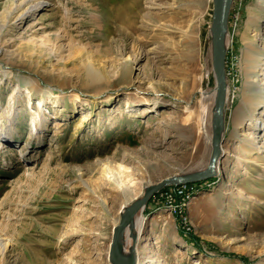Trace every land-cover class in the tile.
Segmentation results:
<instances>
[{
	"label": "rangeland",
	"instance_id": "rangeland-1",
	"mask_svg": "<svg viewBox=\"0 0 264 264\" xmlns=\"http://www.w3.org/2000/svg\"><path fill=\"white\" fill-rule=\"evenodd\" d=\"M62 1L75 18L63 51L47 48L65 28L49 6L0 34V117L10 113L13 126L0 151V233L12 242L0 264H111L123 209L149 183L205 169L212 154L214 0H175L174 9L165 8L174 0H158L164 7L151 21L137 0L133 22L115 16L113 5L123 0ZM9 8L10 0H0V23ZM263 19L264 0L232 1L226 164L194 182L181 213L165 206L161 189L148 199L135 244L140 264H264V150L248 146L255 129L239 124L251 110L246 97L254 90L246 82ZM82 48L97 55V87L84 86ZM126 55L128 64L121 62ZM79 90L92 95L71 104ZM33 115L41 127L30 135ZM106 162L131 170V196L103 176Z\"/></svg>",
	"mask_w": 264,
	"mask_h": 264
},
{
	"label": "bare ground",
	"instance_id": "bare-ground-1",
	"mask_svg": "<svg viewBox=\"0 0 264 264\" xmlns=\"http://www.w3.org/2000/svg\"><path fill=\"white\" fill-rule=\"evenodd\" d=\"M146 2V9L143 10V20L144 21H151L154 19V15L158 14L155 10L163 8V2H159L158 0H144ZM168 5L165 6L167 9H174L177 8L178 4L176 1H172L167 3ZM44 6H49L54 13L60 14L64 18V29L62 31H56L53 35V42L47 46L49 51H52L53 53H56L57 51H63V47L61 46L62 43L67 41H73L68 33V27L70 26V22L73 21V16L71 13V8L64 3L62 0H10V8L7 11V14L3 21L0 23V34H2L8 27H10L12 24H15L17 20L22 19L26 14H33L38 9L43 8ZM137 0H123L121 4L119 5H113V7L116 9V17H123L127 20H131V22L134 21L136 17L139 16L137 13ZM114 9V10H115ZM136 9V11L134 10ZM162 14V13H161ZM162 16V15H161ZM264 20V19H263ZM81 54H82V65L85 69L83 77H84V86L89 87L91 85L93 86H99L100 81L102 79V74L99 70V68L96 67L97 63V55L95 52H93L90 49L82 48ZM130 55H126L121 57V62L124 64H128V61L130 60ZM250 60H251V67H253V73L252 75L248 74V80H247V86H252L254 93L251 94V92H247V100L250 103L251 110L249 113L242 114V120L239 122V124L247 123L251 125L255 129V137L256 140L248 143L251 148L258 149V150H264V26L260 28L259 32L257 33V44L252 47L251 53H250ZM130 63V62H129ZM61 78L59 80V84L62 86H65V82L67 79V76L65 75V72L63 70H60ZM254 77L255 81H251L250 79ZM253 82V83H252ZM228 86V85H227ZM36 86H34L35 88ZM64 87L61 89V92H63ZM211 96L214 98L216 97V89L213 87V89L209 92ZM92 95L88 91L79 90L75 93H73L70 97V103L75 104L76 102H81L83 99L81 96H89ZM227 95V92H226ZM60 97L63 95L60 94ZM5 116L2 115L0 117V151L1 146L7 142L9 135H11L13 126L10 124L11 120V114ZM39 116L33 115V119L31 121V128H30V135L31 134H37L38 130L41 127V124H39ZM43 125V124H42ZM233 136H236V131L233 133ZM222 149V147H221ZM224 151V150H223ZM222 151V152H223ZM222 158V156H221ZM221 158L217 161L215 165V175L221 172V165H225L226 161H221ZM210 161V160H209ZM209 164V162H208ZM208 166V165H207ZM206 166V167H207ZM102 172L103 176L107 178L109 181L114 183V185L121 189V191L126 194V196H131V193L134 190V179L132 177L131 170L129 168L124 167L123 165H118V167H112L110 164L103 163L102 164ZM27 175L29 177H32L33 171L27 170ZM172 176H179V175H171ZM167 178V177H165ZM163 178V179H165ZM162 179V180H163ZM160 180V181H162ZM149 183L147 187L159 183ZM146 187V188H147ZM145 188V189H146ZM5 196H10V193L6 194ZM143 196V195H142ZM142 198V197H141ZM141 198H137L131 203L130 206L125 207L123 209V212L121 214L120 220L123 215H125L126 212H128L136 201L140 200ZM143 208H139L135 213L133 214V218L131 219V223L128 224L124 230L119 234L118 237V247L121 252V257L125 259V262L133 261L134 264H140V258L135 253V244L137 241H139L142 237V234L145 229V223L143 222V219L141 218V212ZM9 217V216H8ZM119 220V222H120ZM119 223L116 224V226ZM11 239L0 233V253L5 254L7 250H9V246L11 245ZM111 243V242H110ZM138 249L136 250V252Z\"/></svg>",
	"mask_w": 264,
	"mask_h": 264
},
{
	"label": "water",
	"instance_id": "water-1",
	"mask_svg": "<svg viewBox=\"0 0 264 264\" xmlns=\"http://www.w3.org/2000/svg\"><path fill=\"white\" fill-rule=\"evenodd\" d=\"M233 0H214L213 20L211 26L213 40V70L215 77V106L213 109L212 119V154L208 166L192 173L182 174L179 176L167 177L157 184L151 185L145 189L143 197L136 201L133 207L122 216L119 224L113 228L112 239L109 249V261L111 264H134L133 261L125 262L121 257L118 247L119 234L124 228L131 223L133 214L139 208H144L148 199L160 189L169 185L181 183H194L208 179L215 175V165L222 156V144L224 142L225 130V104L227 101V76H226V54H227V25L229 11Z\"/></svg>",
	"mask_w": 264,
	"mask_h": 264
},
{
	"label": "built area",
	"instance_id": "built-area-1",
	"mask_svg": "<svg viewBox=\"0 0 264 264\" xmlns=\"http://www.w3.org/2000/svg\"><path fill=\"white\" fill-rule=\"evenodd\" d=\"M195 188L196 187L194 183H181L161 189L159 196L165 200V206L169 208L171 212L178 211L181 213ZM182 219L184 226L189 224L190 220L188 216L185 215L182 217Z\"/></svg>",
	"mask_w": 264,
	"mask_h": 264
},
{
	"label": "trees",
	"instance_id": "trees-1",
	"mask_svg": "<svg viewBox=\"0 0 264 264\" xmlns=\"http://www.w3.org/2000/svg\"><path fill=\"white\" fill-rule=\"evenodd\" d=\"M182 233H183V231H182ZM185 233V232H184Z\"/></svg>",
	"mask_w": 264,
	"mask_h": 264
}]
</instances>
